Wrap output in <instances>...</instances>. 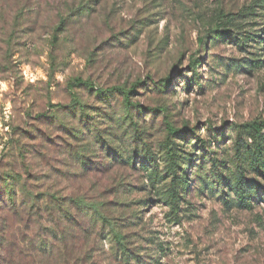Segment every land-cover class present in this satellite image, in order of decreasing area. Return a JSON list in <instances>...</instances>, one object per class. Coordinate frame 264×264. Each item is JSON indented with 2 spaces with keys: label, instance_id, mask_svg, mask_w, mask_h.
<instances>
[{
  "label": "rangeland",
  "instance_id": "1",
  "mask_svg": "<svg viewBox=\"0 0 264 264\" xmlns=\"http://www.w3.org/2000/svg\"><path fill=\"white\" fill-rule=\"evenodd\" d=\"M240 33L251 40L235 42ZM191 62L201 89L185 86ZM78 79L94 89L74 86ZM114 88L139 105L129 109L143 132L133 148L150 151V166L162 170L173 143L195 154L177 217L160 200L168 186L157 197L147 181L146 159L112 161L87 136L97 125L123 153L108 136L126 128L116 121L127 118L123 95L93 96ZM75 102L93 118L87 128ZM251 121H264V0H0V264H264V185L250 209L227 207L226 186L224 195L200 187L208 165L193 147L210 128V150L232 166L245 138L234 126ZM6 180L17 190L13 208L1 193ZM50 196L102 206L140 262L119 259L75 207V220L54 213Z\"/></svg>",
  "mask_w": 264,
  "mask_h": 264
},
{
  "label": "trees",
  "instance_id": "2",
  "mask_svg": "<svg viewBox=\"0 0 264 264\" xmlns=\"http://www.w3.org/2000/svg\"><path fill=\"white\" fill-rule=\"evenodd\" d=\"M261 35L262 33L255 35V38L260 39ZM250 40V38L245 40L242 33H240V35L234 39L235 42L240 44L249 42ZM198 64L199 63L191 62L190 72L193 74L190 78L185 80L186 88H189L191 84L195 85V87L198 86L200 89L202 88L199 80L197 83H195V72ZM163 81L165 82L166 79ZM73 85L87 87L90 90L94 89L90 87L91 85H87V82H82L79 79L76 80ZM113 91L123 95L127 110V118L124 121H121L118 118L116 119L117 130L123 126H126V128L121 130L120 134H117V131L114 132L113 129H110V131H108V136H110V142H114L124 147L123 153H116L113 150L110 143L103 139V132L101 129L96 128L97 125H91L87 129L88 132H91L92 130L94 131L93 133H89V135L87 134V136H91L92 142L94 144H98L112 161L116 156L117 162L127 165L131 163L133 159L136 160L135 158H138V160L146 159L145 163L140 164L146 168L149 167L147 172V181L152 185L157 197H159L160 192L156 189L164 185L168 186L166 197L163 199L160 198V200H164L166 203L172 206L171 216L177 217L176 209L179 200H181L180 194H186L189 188L188 171L195 161V154L193 152L190 153L189 151H186L184 143L180 145L173 143L172 146L167 145L165 147V154L163 155L165 167H163L162 170H158L157 166H150V151H148L145 156H139L138 151L133 148L134 144L142 140L141 134H143V132L137 128V123L133 122L132 113L129 112L130 108L135 110L133 107H139V105H132L128 101L131 90L122 91L121 89L117 88L111 90L95 89L93 96L99 97L102 100H108ZM74 105L78 107L76 112L78 113L77 119L79 124L84 125L87 128L89 121H92L93 118L87 115L84 104L75 102ZM136 111L139 110L136 109ZM72 114L75 116V111H72ZM109 119H112V117L108 116L105 120ZM234 129L244 134L245 138L242 139V143H244V149L243 146L238 145V143L235 146V153L233 155L234 157L230 160L231 162H229L232 164V166L228 165L226 161H221L220 159L216 158L214 153L210 150V144L214 142V139L216 140L217 135L212 131V129H207V139H201L199 135H194L193 141L195 143L193 147L195 150L202 152V155L204 156L202 160H206V164L208 165V167L204 169L207 171L206 178L200 177L198 182L203 190L206 189L207 192L211 194L218 192L220 195H224L223 187L226 186L227 191L233 195V198L230 197L225 199L223 196H220L219 199H221L227 207L250 209L252 207L250 203V197L256 193H259V191L261 192L263 190L262 186L264 185V121H251L240 126H234ZM130 130H133V133L129 136L128 131ZM168 133L170 135H179L181 132L169 128ZM189 133L193 134V132ZM240 133H238L239 136L241 135ZM72 134L74 137L78 136V132H74ZM181 140L185 142L183 137ZM128 141L131 142L128 143ZM77 156V165L80 166L79 164H81L84 166L85 157L80 153H78ZM252 175L254 180L248 179ZM1 193L2 196L7 198V200L10 202V206L13 208L17 195V190L15 189L14 185L12 186L11 183L6 180L4 189L1 191ZM49 198L51 200L47 202L51 204L50 210H53L57 215L60 211H66V214H60L61 216H64L63 218L75 220L72 217V214L74 215V213L69 211L71 207H75V213L78 214L79 217H90L93 220L92 225L96 229L99 227L102 238H104L105 242L111 245V249L114 251L116 256L119 257V259L129 263L140 262L138 256L128 248L127 236L122 233L121 227L116 223H110V219L103 213L104 210L102 206L95 203H90L84 197H69L63 202H60V200L54 196H50ZM67 203L68 206L66 205ZM132 217L136 218V215L133 214ZM59 239L65 241V234L61 233ZM38 249H42L43 251L50 250L49 252L52 251L51 248L47 249L43 243H41V246L40 244L38 245Z\"/></svg>",
  "mask_w": 264,
  "mask_h": 264
}]
</instances>
